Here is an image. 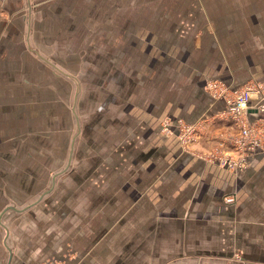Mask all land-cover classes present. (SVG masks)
<instances>
[{
  "label": "crops",
  "instance_id": "0c3cea01",
  "mask_svg": "<svg viewBox=\"0 0 264 264\" xmlns=\"http://www.w3.org/2000/svg\"><path fill=\"white\" fill-rule=\"evenodd\" d=\"M36 2L0 0L9 16L0 19V264L3 249L4 264H264V155L228 168L183 152L158 129L167 114L195 122L222 107L205 89L208 78L264 83V21H239L236 33L227 27L217 48L211 29L197 41L199 52L191 41L174 40L184 48L174 56L171 49L135 56L130 77L111 65L107 79L126 92L115 106L122 114L111 107L106 120L100 109L83 113L89 104L72 91L73 70L49 59L56 34L32 39V8L43 9ZM65 42L73 51L76 42ZM61 76L71 84L62 103L70 114H61L66 126L50 127L58 130L53 137L37 130L33 107ZM27 123L34 132L27 134ZM225 123H209L191 149H206ZM70 128L62 166L54 161L61 153L56 138ZM69 249L78 256L70 259Z\"/></svg>",
  "mask_w": 264,
  "mask_h": 264
},
{
  "label": "rangeland",
  "instance_id": "374dc122",
  "mask_svg": "<svg viewBox=\"0 0 264 264\" xmlns=\"http://www.w3.org/2000/svg\"><path fill=\"white\" fill-rule=\"evenodd\" d=\"M208 2L209 0H42V10L32 8L31 15L36 21L31 27V36L34 39L35 34L43 33L49 39V34H56L57 39L52 43V47L58 50L55 52V49L49 47L51 49L50 54L53 53L52 56H55L49 59L65 71L73 70L75 79H78L82 87L77 89L79 84L76 79L72 91L77 92L78 99H86L89 104L86 109H82L85 110L83 113L88 114L93 109H95L94 112H97L100 109L99 112L108 120L111 107L114 115L122 114V110L116 112L115 106L117 100L120 101V99L125 98L126 92V86L115 88L112 82L107 79L111 65H116L128 76L129 73L133 76L131 66L135 56L140 58L143 57L142 55L148 54L154 56L159 53V50L164 49L167 51L171 49L172 52L179 51L177 53L183 51L184 48L176 47L177 43L174 40L182 41L185 45L191 41L194 46L193 50L198 49L197 52H199L202 47H196L197 41L204 43L205 36L209 34L211 29H213V40L217 48L219 35L222 34L223 30L226 31L227 27L229 33H236L237 28H239L237 25L239 21L248 22L250 20L263 25L264 0H210ZM114 4L115 6H113ZM210 9L211 14H207ZM5 17L9 16L0 8V19ZM41 18L43 19L40 22L39 19ZM163 31L165 32L163 33ZM175 33L177 37L173 38ZM66 39L76 42L73 51H66ZM32 42L34 44V40ZM165 44L166 46L163 47ZM78 53H80L79 56H73V54ZM67 55H70V59H67ZM96 55H100V57L97 58ZM171 55L174 56V52ZM163 56L165 55L158 57ZM134 59L137 60V58ZM166 61L169 62L168 58ZM166 64L170 65V63ZM126 66H130V71ZM43 68H46L44 64ZM99 78L103 79V83H98ZM46 79L49 80V78ZM208 79L205 81V89L213 100L222 103V107L213 113L208 112L209 114L200 116L195 122L167 114L160 119L158 129L163 136H174L183 152H192L201 160L218 162L220 165L223 164L225 158H228L230 164L228 166L223 165L234 168L236 165L246 163L245 157L247 155L257 153L256 151L246 153L255 141H253V137L249 136V132L245 133L239 122L229 121V119H224L221 116L218 118L219 110L225 109L224 101L218 96L222 93V89H225L224 97L230 101L235 98V95L234 92H228V87L242 90L246 87L259 86L262 88L259 95L264 97V83L255 79H247L234 86L221 76ZM212 83L214 85H210ZM53 88L54 84L51 85L49 91L42 90V105L37 104L33 107V113L39 121L36 127L40 130H37L44 135H53L54 137L58 130H50V127L59 126V124L66 126L65 122L59 120L62 113L70 114L69 106L62 105L67 98L69 102L70 80L61 76L57 82V89ZM92 96H94V100H90ZM166 98L168 100V97ZM55 100L56 103H54ZM118 106L120 108V105ZM30 108L29 105L26 106L27 119L31 114ZM217 120L226 122L225 125L227 126L224 128L221 126L213 131L212 143H209L206 149H191L195 142L200 139L201 133H205L206 126ZM69 124L70 122H68ZM27 126L31 128L26 129L28 134L33 131V125L27 123ZM244 126L249 128L245 123ZM254 128L262 127L257 125ZM70 132L71 128L68 129L67 133L64 131V137L56 138L57 147L61 153L54 161L61 163L62 166L67 157ZM82 144L83 139H81ZM76 175L77 173L71 172L67 176L73 179ZM70 178L67 180L68 182H72ZM49 184L50 182L44 184L43 188H47ZM12 204L14 205L11 202ZM69 250L67 251L70 259L78 256L76 251ZM6 257L7 251L3 249L1 264L5 263ZM50 262L47 261L42 264H50Z\"/></svg>",
  "mask_w": 264,
  "mask_h": 264
},
{
  "label": "built area",
  "instance_id": "2783aa9c",
  "mask_svg": "<svg viewBox=\"0 0 264 264\" xmlns=\"http://www.w3.org/2000/svg\"><path fill=\"white\" fill-rule=\"evenodd\" d=\"M210 85H214V83ZM228 90L230 93L234 92L235 98L227 101L224 97L226 90L222 89V93L218 97L224 101L225 109L219 110L218 118L221 116L222 118L224 117V119H229V121L234 120L239 122L242 128H244L245 133L249 132V136L253 137V141L255 142L246 153L249 154L256 151L257 153L264 154V97L259 95L262 92V88L257 86L238 90V88L228 87ZM253 100H255V105L251 104ZM252 108H254L253 114H251ZM250 115H252V117H250ZM244 123L249 127L248 129L244 126ZM257 125L262 128H254ZM223 164L228 166L230 164L229 159L225 158Z\"/></svg>",
  "mask_w": 264,
  "mask_h": 264
},
{
  "label": "water",
  "instance_id": "95a60500",
  "mask_svg": "<svg viewBox=\"0 0 264 264\" xmlns=\"http://www.w3.org/2000/svg\"><path fill=\"white\" fill-rule=\"evenodd\" d=\"M49 190H50V188H49V189H47V191H46V192H49ZM46 192H45V193H46ZM45 193H43L42 195H44Z\"/></svg>",
  "mask_w": 264,
  "mask_h": 264
}]
</instances>
